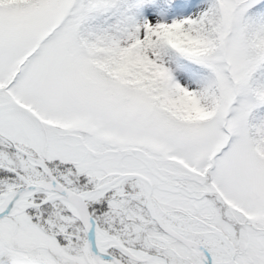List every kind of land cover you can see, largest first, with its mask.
<instances>
[{
  "label": "snow or ice",
  "instance_id": "1",
  "mask_svg": "<svg viewBox=\"0 0 264 264\" xmlns=\"http://www.w3.org/2000/svg\"><path fill=\"white\" fill-rule=\"evenodd\" d=\"M0 264H264V0H0Z\"/></svg>",
  "mask_w": 264,
  "mask_h": 264
}]
</instances>
